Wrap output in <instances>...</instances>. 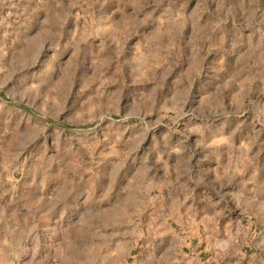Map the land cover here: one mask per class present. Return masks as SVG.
I'll use <instances>...</instances> for the list:
<instances>
[{
    "label": "rangeland",
    "instance_id": "rangeland-1",
    "mask_svg": "<svg viewBox=\"0 0 264 264\" xmlns=\"http://www.w3.org/2000/svg\"><path fill=\"white\" fill-rule=\"evenodd\" d=\"M0 264H264V0H0Z\"/></svg>",
    "mask_w": 264,
    "mask_h": 264
}]
</instances>
